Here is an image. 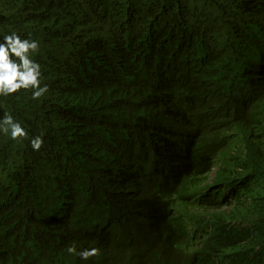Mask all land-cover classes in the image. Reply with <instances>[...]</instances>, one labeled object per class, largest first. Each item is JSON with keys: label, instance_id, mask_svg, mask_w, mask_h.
Wrapping results in <instances>:
<instances>
[{"label": "trees", "instance_id": "trees-1", "mask_svg": "<svg viewBox=\"0 0 264 264\" xmlns=\"http://www.w3.org/2000/svg\"><path fill=\"white\" fill-rule=\"evenodd\" d=\"M14 32L49 90L0 97V264H264V0H0Z\"/></svg>", "mask_w": 264, "mask_h": 264}, {"label": "clouds", "instance_id": "clouds-1", "mask_svg": "<svg viewBox=\"0 0 264 264\" xmlns=\"http://www.w3.org/2000/svg\"><path fill=\"white\" fill-rule=\"evenodd\" d=\"M38 52L39 42L36 40L22 39L15 32L3 37L0 42V97H8L24 90L31 91L32 99L38 100L48 92L47 85L41 87V65L32 59ZM0 132H10L13 141L28 138V132L9 114H5L0 120ZM30 143L34 151H39L44 141L42 136H36ZM67 251L83 260L100 254L97 248L77 252L75 247H69Z\"/></svg>", "mask_w": 264, "mask_h": 264}]
</instances>
